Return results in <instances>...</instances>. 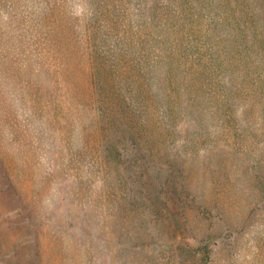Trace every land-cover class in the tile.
Listing matches in <instances>:
<instances>
[{"label":"rangeland","instance_id":"374dc122","mask_svg":"<svg viewBox=\"0 0 264 264\" xmlns=\"http://www.w3.org/2000/svg\"><path fill=\"white\" fill-rule=\"evenodd\" d=\"M153 1L119 0L107 25L100 0H0V264H264V0L195 3L197 48L248 60L219 69L220 102L164 63L184 15ZM81 19L109 37L99 48L129 39L156 63L149 109H169L148 140L120 129L103 165Z\"/></svg>","mask_w":264,"mask_h":264},{"label":"trees","instance_id":"16d2710c","mask_svg":"<svg viewBox=\"0 0 264 264\" xmlns=\"http://www.w3.org/2000/svg\"><path fill=\"white\" fill-rule=\"evenodd\" d=\"M171 1H173L170 5L171 10L175 11L171 13L172 17H178L181 20L180 15L183 14L182 26L184 28L182 31H176L175 23H168V29L172 32H169L165 45H161L163 48L166 47L164 53L168 56L163 58L164 63L168 61L173 65V68L180 69L185 73V83L195 95L199 96V102L203 100L226 101L227 96L225 93L228 88H225L226 83L219 76V69H222L226 74L235 66V62L240 63V66H242L248 60L244 62L243 58L246 57H222L217 53L219 46H215L210 42L203 44L202 49L197 48V27H192V25L195 23L193 16H198L195 14V9H193L198 0ZM159 2L161 1L155 0L152 4ZM100 4L103 5L101 19L104 24L108 25L110 22L105 20L109 16H116L121 10L118 7L119 0H100ZM184 4H187L186 8L183 7ZM184 12L188 13L189 16H186ZM250 17L251 11L241 8L236 17L239 19L237 26L243 30L248 29L247 24ZM223 25L226 26V23ZM78 27L79 34L77 32L73 34L82 36L80 39L84 40L88 60L92 68L90 80L93 89L91 94L85 98L87 102L85 105L88 104L89 107H92L93 114L99 120L98 124L104 136L103 138H106L103 165L109 163V153H114L113 138L117 136L120 129L123 130V136L132 138L131 142H134V140L136 142L148 140V135L154 133L153 128L157 130L153 121L157 118L166 120L169 117V109L165 107H159L156 110L149 109L152 103L151 99L154 98L151 87L155 88L154 70L156 69V63L151 64L146 60L135 61L133 57L129 56L124 49L132 43L129 39L126 42L118 40L116 44L119 49V56L113 55L112 52L115 48H111V51L110 48L98 47L100 42L107 43L109 37L106 36L101 40V37L97 36L99 33L92 23L81 19V25ZM78 27L71 23L69 29L73 32ZM171 33L174 34V37ZM255 41H257L256 38ZM124 45L126 46L124 47ZM113 59L116 60L111 62ZM252 65H255V63ZM235 80H238V78L235 77L231 84ZM100 84H103V89ZM170 122L173 123V121ZM157 134L163 136L160 130ZM137 147H140L139 144H137ZM136 154H139L137 150Z\"/></svg>","mask_w":264,"mask_h":264}]
</instances>
